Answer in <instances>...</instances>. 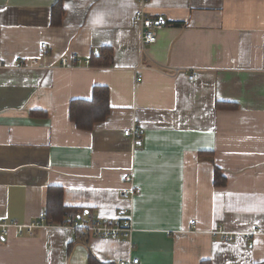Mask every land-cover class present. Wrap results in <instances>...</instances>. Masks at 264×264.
Masks as SVG:
<instances>
[{
    "label": "crops",
    "instance_id": "crops-1",
    "mask_svg": "<svg viewBox=\"0 0 264 264\" xmlns=\"http://www.w3.org/2000/svg\"><path fill=\"white\" fill-rule=\"evenodd\" d=\"M56 1L0 0L9 66L0 68V219L30 223L60 189L64 206L93 217L130 211L133 232L79 239L68 252L69 225L11 231L0 264H88L90 252L99 264H264V0H149L163 27L144 52L136 0H62L59 20ZM100 47L111 48L110 65L58 67L64 55ZM95 86L107 87L109 114L77 128L69 104ZM134 123L138 146L122 133ZM215 168L224 185L213 183ZM126 174L141 190L132 198ZM218 227L233 239L214 235Z\"/></svg>",
    "mask_w": 264,
    "mask_h": 264
},
{
    "label": "built area",
    "instance_id": "built-area-1",
    "mask_svg": "<svg viewBox=\"0 0 264 264\" xmlns=\"http://www.w3.org/2000/svg\"><path fill=\"white\" fill-rule=\"evenodd\" d=\"M149 0H136L137 9L134 13L133 20L139 29V42H140V52H144L145 46L148 43H153L156 39V31L163 27V22L159 19L151 18L146 11ZM41 48L45 51L46 43H41ZM37 64V60L33 59L30 63L20 62L17 67L27 66L32 67ZM92 66L90 62V57H81L80 55L71 52L67 55L61 57L58 67L63 69H75V68H88ZM9 67L0 58V68ZM136 70L140 69H151L161 75L167 77H176L180 73H185L187 79L192 81L197 78L198 70L195 68H180L171 66H146L144 64H139ZM139 78H135L138 81ZM124 136L131 139L132 144L135 146L140 145L143 142V132L138 124H133L132 127L124 129L122 131ZM124 181L130 184L129 187L124 189V195L126 197L132 198L135 195L140 194L141 190L139 187H135L133 183V178L130 174L124 176ZM52 219L46 216L45 211L39 213L38 219L30 223H17L13 221H7L0 219V239L4 240L8 237L11 231H14L18 236L33 233L35 229L46 227L52 225ZM194 224V220L190 222ZM74 230L80 232V235L84 238H103V239H130L133 232L131 213L128 210H123L121 214L112 217H93V216H80L77 220L70 225ZM214 235H220L224 240H231L234 234L228 233L225 229L218 227L212 232ZM138 258L134 257L130 260H120L118 264H138Z\"/></svg>",
    "mask_w": 264,
    "mask_h": 264
},
{
    "label": "trees",
    "instance_id": "trees-1",
    "mask_svg": "<svg viewBox=\"0 0 264 264\" xmlns=\"http://www.w3.org/2000/svg\"><path fill=\"white\" fill-rule=\"evenodd\" d=\"M64 14L62 0H57L51 7V19H60ZM58 16L59 18H54ZM51 24H57L55 20H51ZM98 52V54H96ZM90 62L92 65L107 66L112 60V50L109 47H100L91 53ZM108 89L106 86L93 87L92 97L86 99H74L69 104V118L74 122L77 128L90 130L93 124L107 117L110 111ZM213 183L217 186L225 184V178L220 171L215 168ZM46 216L53 222L60 225H72L80 216H90L89 212L84 213L86 209L81 207H66L62 203V194L60 189L56 192L49 190L47 195ZM75 238L67 246L69 252L72 245L79 239L85 240L79 231L74 233ZM88 264H99L90 252L88 256Z\"/></svg>",
    "mask_w": 264,
    "mask_h": 264
},
{
    "label": "snow or ice",
    "instance_id": "snow-or-ice-1",
    "mask_svg": "<svg viewBox=\"0 0 264 264\" xmlns=\"http://www.w3.org/2000/svg\"><path fill=\"white\" fill-rule=\"evenodd\" d=\"M66 7H70V5H65Z\"/></svg>",
    "mask_w": 264,
    "mask_h": 264
},
{
    "label": "water",
    "instance_id": "water-1",
    "mask_svg": "<svg viewBox=\"0 0 264 264\" xmlns=\"http://www.w3.org/2000/svg\"><path fill=\"white\" fill-rule=\"evenodd\" d=\"M97 53V52H96ZM85 213H87V211H85Z\"/></svg>",
    "mask_w": 264,
    "mask_h": 264
}]
</instances>
